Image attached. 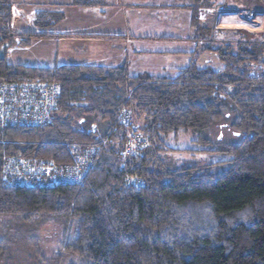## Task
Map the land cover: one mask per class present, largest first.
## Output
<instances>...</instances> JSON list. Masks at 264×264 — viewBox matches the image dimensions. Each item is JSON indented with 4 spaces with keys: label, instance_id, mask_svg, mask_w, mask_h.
Masks as SVG:
<instances>
[{
    "label": "trees",
    "instance_id": "trees-1",
    "mask_svg": "<svg viewBox=\"0 0 264 264\" xmlns=\"http://www.w3.org/2000/svg\"><path fill=\"white\" fill-rule=\"evenodd\" d=\"M201 5L190 22L201 51L195 55L214 52L217 66L198 57L174 77H152L130 75L125 66L12 64L9 49L53 36L18 29L13 2L0 0V82L39 78L60 91L51 126L0 129V217L60 222L64 249L79 264H264V31L215 29V16L198 20L200 7H212L208 0ZM35 13V30L51 28V15ZM123 107L148 144L124 166ZM231 114L228 127L239 141L224 150L228 159L203 169L165 168V138L192 132L208 143L211 127ZM82 146L97 157L79 184L26 188L2 180L11 156L66 164L72 148ZM126 177L144 184L130 186Z\"/></svg>",
    "mask_w": 264,
    "mask_h": 264
},
{
    "label": "crops",
    "instance_id": "crops-1",
    "mask_svg": "<svg viewBox=\"0 0 264 264\" xmlns=\"http://www.w3.org/2000/svg\"><path fill=\"white\" fill-rule=\"evenodd\" d=\"M12 1L13 6L15 4L17 9L30 16L31 22L35 12H46L52 20L51 28L35 30L53 36L51 39H36L29 46L19 49L24 52L38 45L40 54L32 59L35 63L20 55L16 64L31 67L70 64L125 66L133 76L163 77L167 76L165 68L163 70L166 71L155 74L133 68L145 57H187L188 61L184 60L183 66L171 68L178 71L195 58H202L195 55L198 48L192 40L194 31L190 22L193 8L203 6L204 0H98V6L89 8L75 7L72 0ZM208 3L215 8L213 0H208ZM218 4L216 7L221 6ZM227 5L230 7L228 10L235 9L230 6L231 2ZM17 25V28L23 27ZM156 43L166 46L159 47Z\"/></svg>",
    "mask_w": 264,
    "mask_h": 264
},
{
    "label": "rangeland",
    "instance_id": "rangeland-1",
    "mask_svg": "<svg viewBox=\"0 0 264 264\" xmlns=\"http://www.w3.org/2000/svg\"><path fill=\"white\" fill-rule=\"evenodd\" d=\"M213 1L214 3L221 4V6L224 7V12H236L237 9L241 8L256 10L260 14L258 16L260 19L256 21L258 23L257 26L260 27L261 22H263L262 27L257 31L248 32L264 31V0ZM228 2H231L230 6H234L235 9L228 10L230 8L229 5H227ZM209 8L211 9L212 7ZM13 10L15 12L14 24H18L17 26H23L18 29L23 28L24 30L26 29L37 32L32 26L30 16H26L24 12L17 11L19 9H17L15 4ZM208 15L210 16L209 13ZM229 26L235 27L234 24ZM215 29L237 30L235 28L228 27L217 28L216 26ZM156 44H159V47L166 46L164 43ZM200 45H202V43ZM21 48H24V46L19 45L9 49L7 51L8 60L12 64H16L18 62V56L23 55L26 58L28 57L31 63H35L32 62V59L36 58L37 55L40 54L38 45H34V47L24 52H20L19 49ZM261 49L264 51V47H261ZM201 56L202 58L199 57L198 63H203L208 66L211 65L213 68L217 66V56L214 52ZM169 58L170 57L168 56L157 58L145 57V59L136 63L133 70L137 67L138 71H148L152 74H155L158 71L163 72L167 70L166 75L174 77L177 71L171 68L183 66V61L188 60L187 57L177 59ZM212 63L214 65H212ZM163 68L166 70H163ZM259 68L261 67H256V69ZM163 75H165V73ZM233 119L234 116L231 114L219 124L211 127L207 134L209 139L208 143H198L197 135L192 132H178L177 134L169 135L164 139L165 147L168 151L160 154V158L165 162V168L176 169L186 166L203 169L210 164L222 162L228 159L224 150L228 145L239 141V138H237L228 127L229 124L232 123ZM223 125L226 127H223ZM71 232L72 231L69 232V235ZM66 236L67 232L65 231L64 226L58 221L36 220L32 223H27L16 217H0V246L4 248V251L0 252V264H79L78 257L64 249L65 244L68 241Z\"/></svg>",
    "mask_w": 264,
    "mask_h": 264
},
{
    "label": "built area",
    "instance_id": "built-area-1",
    "mask_svg": "<svg viewBox=\"0 0 264 264\" xmlns=\"http://www.w3.org/2000/svg\"><path fill=\"white\" fill-rule=\"evenodd\" d=\"M14 8V7H13ZM12 8V14L15 12ZM20 11V10H17ZM215 16V26L237 30L257 31L261 26L256 22L260 14L250 8L224 12V7L199 8L198 20L204 21ZM234 24L235 27L229 26ZM224 25V26H222ZM59 87L56 83L39 78H23L16 81L0 82V129L8 127L46 128L53 124L57 111ZM118 120L126 131V138L119 149V160L124 162L145 150L146 139L134 122L131 112L123 107ZM84 120H80L83 123ZM107 144L104 140L102 146ZM117 145V144H116ZM97 152L89 146L73 147L71 162L57 164L47 159L11 156L2 164V180L8 186L26 188H52L63 184H79L94 166ZM125 182L133 187L144 184L142 179L126 177Z\"/></svg>",
    "mask_w": 264,
    "mask_h": 264
}]
</instances>
